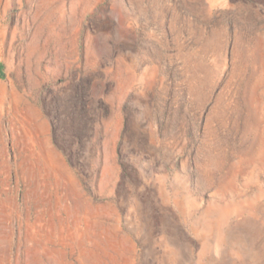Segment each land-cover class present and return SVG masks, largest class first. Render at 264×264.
I'll return each mask as SVG.
<instances>
[{"label": "rangeland", "instance_id": "rangeland-1", "mask_svg": "<svg viewBox=\"0 0 264 264\" xmlns=\"http://www.w3.org/2000/svg\"><path fill=\"white\" fill-rule=\"evenodd\" d=\"M25 130L72 178L56 215L29 197ZM1 196L22 211L2 264L37 216L64 264L92 222L96 264H264V0H0Z\"/></svg>", "mask_w": 264, "mask_h": 264}, {"label": "bare ground", "instance_id": "bare-ground-1", "mask_svg": "<svg viewBox=\"0 0 264 264\" xmlns=\"http://www.w3.org/2000/svg\"><path fill=\"white\" fill-rule=\"evenodd\" d=\"M40 131L41 130L31 131L32 133L30 135L29 132L25 130V133L27 132L26 136H29V138H28V143H25L24 150L22 149V153H20L21 161L19 163V169L21 170L22 174L25 175L28 184H32L31 186L33 187V189L31 191L33 192V194L30 195L29 197L31 198V202L33 203V205L34 206L47 205L48 207L45 209L44 212L46 213L48 211V215L53 216V214H55L56 211H59L62 202V198L58 195L57 189L59 186H61L62 182L66 181L67 179L72 180V178L68 173L67 169L62 164V162L59 160L56 153H54L51 150V148L46 145L45 140L43 138L41 137L39 138L41 134ZM35 142L36 144L38 143V147L42 150L39 152L40 154H38V157L41 154L43 155L42 160L41 159L39 160V158L32 157L34 153H36L34 152V150H36L34 149L35 148L34 145H36ZM27 152H29V154ZM39 187L41 188L40 191H39ZM73 192H74L73 189L71 190L69 188L68 189L66 188L64 196L67 197V199H69L68 196H71L70 199L71 203L70 206H68L65 211L66 214L65 217L62 219L63 221L62 222L60 221L62 225H64L65 223L66 228L67 227L70 228V224H71L72 229H74V227L77 226V222L79 221V216H78L79 210L77 209L78 208L77 203L79 201L77 202L76 199L72 197ZM46 193L48 194V196L46 195ZM21 212L22 211L18 209V207L12 202V199L10 197H2V196L0 197V216H1L0 233L3 234L0 235L1 243L3 242V239H8V235L11 233L10 220L14 217H18L19 214H21ZM86 214L87 213L85 212V215ZM39 220H40V216H37V218H35L33 222H29L28 220H26L24 229L27 235L25 239L30 240L32 244L31 246H28L26 248V252L28 256L23 260V262L21 260H18L17 264H64L62 262V259H64L63 257L64 253H62L61 255L60 251L47 249L40 242V239H42L43 241L49 239V236L51 234L50 232L54 231L52 228L53 224H49L48 227L47 225L40 226ZM67 223L69 224L67 225ZM97 227L103 229V226H99V225L97 226V224L94 222L90 224L88 223L83 233H80V240L76 244H78L83 250L82 251L83 260L81 261V264H96V262L98 263V259H99L98 254H96L91 247L90 248L85 247L86 242L90 241L91 238L96 239V241L92 240V242L95 241L94 245H96V247H99V245H101L102 247V244L105 245L106 239L103 238L102 232L99 231L97 232ZM33 228L34 231H32ZM28 230H30V233H27ZM36 234H38L39 237H36ZM67 239L72 243V245L75 242L73 236H70L69 238H66L64 236V244H68ZM0 246L4 248L1 250L3 253H5L1 255L2 257H0V264H2L6 258V250H5L6 246L5 245H4L5 247L3 245Z\"/></svg>", "mask_w": 264, "mask_h": 264}]
</instances>
